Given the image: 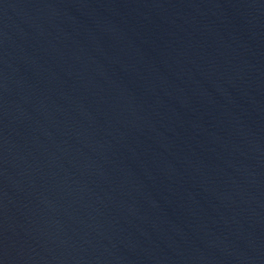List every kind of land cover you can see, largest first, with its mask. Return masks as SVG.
Masks as SVG:
<instances>
[{
	"label": "water",
	"instance_id": "1",
	"mask_svg": "<svg viewBox=\"0 0 264 264\" xmlns=\"http://www.w3.org/2000/svg\"><path fill=\"white\" fill-rule=\"evenodd\" d=\"M0 264H264V0H0Z\"/></svg>",
	"mask_w": 264,
	"mask_h": 264
}]
</instances>
